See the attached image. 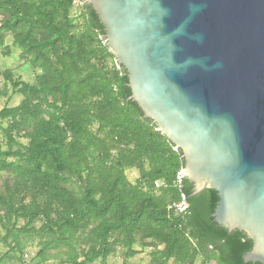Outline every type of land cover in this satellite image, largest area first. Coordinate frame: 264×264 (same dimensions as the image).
<instances>
[{
	"label": "trees",
	"instance_id": "1",
	"mask_svg": "<svg viewBox=\"0 0 264 264\" xmlns=\"http://www.w3.org/2000/svg\"><path fill=\"white\" fill-rule=\"evenodd\" d=\"M6 36L38 73L33 84L4 76L23 99L0 110V131L7 121L10 142L14 134L28 141L14 152L0 141V173L11 176L0 190L4 227L13 216L41 220L43 233L67 247L71 264L105 262L118 247L131 259L136 246L151 250V264H245L253 241L215 224V191L195 195L183 179L189 208L173 209L182 152L131 99L128 73L86 0H0V44ZM129 170L139 174L135 183ZM80 238L87 245L81 255L71 245Z\"/></svg>",
	"mask_w": 264,
	"mask_h": 264
},
{
	"label": "water",
	"instance_id": "2",
	"mask_svg": "<svg viewBox=\"0 0 264 264\" xmlns=\"http://www.w3.org/2000/svg\"><path fill=\"white\" fill-rule=\"evenodd\" d=\"M86 2L131 99L182 152V181L218 194L213 221L264 264V0Z\"/></svg>",
	"mask_w": 264,
	"mask_h": 264
},
{
	"label": "rangeland",
	"instance_id": "3",
	"mask_svg": "<svg viewBox=\"0 0 264 264\" xmlns=\"http://www.w3.org/2000/svg\"><path fill=\"white\" fill-rule=\"evenodd\" d=\"M82 11L78 6L72 11V18L76 27H82ZM9 50V54L6 53ZM21 51L13 45L10 36L4 38V44H0V90H4L6 95L0 96V110L4 108H14L19 106L22 97L18 95L9 82L5 80V73L11 72L15 80L33 84L35 76L38 73L28 62L20 57ZM8 122L2 124L0 131V141L4 150L16 151L28 141L21 135H13L10 142L5 133ZM8 162H14L15 159H6ZM126 175L132 183H135L139 174L136 170H129ZM11 176L8 173H0V190L11 183ZM28 202V201H27ZM29 219L24 217H12L10 226L4 227L0 221V264H71L68 257V249L52 235L45 234L41 230L43 225L41 220H35L28 224ZM86 234V233H85ZM86 235H83L84 238ZM79 255L87 249L83 240L77 239L71 244ZM139 254L131 259L124 256L125 250L118 247L115 254L109 256L105 262L98 259L93 264H151V250L149 248L141 249L135 247ZM80 260H83L82 258ZM197 264H202L199 260ZM210 264H215L214 262Z\"/></svg>",
	"mask_w": 264,
	"mask_h": 264
},
{
	"label": "built area",
	"instance_id": "4",
	"mask_svg": "<svg viewBox=\"0 0 264 264\" xmlns=\"http://www.w3.org/2000/svg\"><path fill=\"white\" fill-rule=\"evenodd\" d=\"M74 4L76 5V3ZM160 185L161 183H158L156 187L159 188ZM176 186L180 194V201L173 206V209L175 210L177 214H183L186 212L187 204H186L183 192H182V173L181 172L177 176Z\"/></svg>",
	"mask_w": 264,
	"mask_h": 264
}]
</instances>
